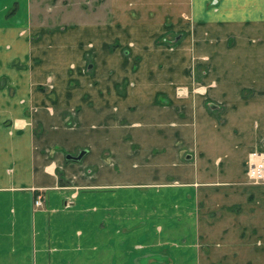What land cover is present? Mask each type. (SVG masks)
I'll return each instance as SVG.
<instances>
[{"label":"crops","instance_id":"obj_1","mask_svg":"<svg viewBox=\"0 0 264 264\" xmlns=\"http://www.w3.org/2000/svg\"><path fill=\"white\" fill-rule=\"evenodd\" d=\"M0 1V74L15 90L0 89V264H130L129 252L144 264H264V181L247 176L248 152L264 159V0H86V16L45 34L32 0ZM11 4L20 18H6ZM169 35L180 39L160 45ZM193 48L218 82L180 92ZM34 56L45 61L8 66ZM83 61L93 68L70 86L69 64ZM49 79L51 102L38 87ZM163 179L178 185L156 203L136 189Z\"/></svg>","mask_w":264,"mask_h":264},{"label":"rangeland","instance_id":"obj_2","mask_svg":"<svg viewBox=\"0 0 264 264\" xmlns=\"http://www.w3.org/2000/svg\"><path fill=\"white\" fill-rule=\"evenodd\" d=\"M90 3H92V2L86 1V0H32L31 26H32L33 29H34V27L36 25H39V24L47 26L45 28H42L43 31H40V32H42L44 34H45L46 31H48V33H50L52 31H54L55 29L56 30H60L61 28L65 27V26L66 27L63 28V29H66V28L69 27L67 25L74 24V23L77 22V20H81V16L80 15L83 14V15L86 16V13L84 11H82V10L86 11L87 9H89L90 8L89 7ZM98 4H99V1H97L95 6H97ZM0 5H1V1H0ZM9 8H11L10 10L13 9V12L11 11L12 13L10 15L6 16V18H8V19L10 18V19H13V20L20 18V17H18L20 15V13L18 12V9H16L15 5L11 4ZM28 9H29V6H28ZM39 9L41 10V12H39L38 15H36V13H37V11ZM24 12H25V9L22 6V12L21 13H24ZM21 18H22V16H21ZM18 22H20V21L18 20L16 24H18ZM57 28H60V29H57ZM35 33H36V30L33 31L31 33V35H30V38L33 41H37L41 37L39 32H37L36 34ZM179 39H180V37L178 35H169V37L168 36L167 37L163 36V37L160 38V41H159L160 43L159 44L160 45L164 44V45L172 46L176 42H178ZM44 49L45 48L41 47L37 52L41 53V52L44 51ZM160 49H162V47H160ZM227 50L229 51V55H233L237 49H233L231 47H228ZM88 51H89L88 47L83 48V53L85 54V57H87V55H89V58H90V54H89ZM196 53L197 52L195 51V48H193L192 51H191L192 61H191V63H189L190 64L189 65V72H190L189 74L191 75V80H189L190 85L177 84V89H179L180 92L183 91V88H186V87L188 88V86L190 88H201V89H205L207 87L208 88L209 87H213V88L216 87V82H218L217 80H215V79H210V80L203 79V77H205L206 74L215 73V65H212L213 64L212 62H214L212 57H208L207 55H205L203 53L202 54H199V53L196 54ZM51 54H52V56L55 55L53 50L51 51ZM215 55H216V53L213 54V57ZM202 59H206V60H202ZM42 60L45 61V57H43V56L42 57L41 56H34V57H31L28 60L22 61V62H20L19 59H15V60L11 61L8 66L11 69L14 67L16 69L20 68L19 70H23V69L27 68V66L29 64H31V65H35V64L36 65H40ZM83 60H84V58H83ZM195 60L196 61L200 60V62H196ZM27 62H29V64H27ZM51 63H52V65H51ZM74 63H71L68 66V69H69L68 71L70 72V67H72L71 68V72L72 73L71 72L70 73L72 75L75 74V76H73L75 78L70 80V86H74L77 83L76 75L82 74V73L83 74L87 73L86 71L89 70L91 67L93 68V64H94V63H90L89 65L88 64L86 65L85 61H83L82 64L81 63H76L78 65L77 66V65H74ZM49 64L53 68L58 69V71L60 70V68L56 65L55 61H51L50 60ZM50 66H47V67H44V68H49ZM87 66H88V69H87ZM160 66L161 67L165 66V63L163 64V62H161ZM0 67H2V65H0ZM161 67H160V71L161 70H165V69H163ZM11 69H8V70L10 71ZM4 72H5V69L3 70V73L0 74V89L8 91L10 96L13 97L14 94H15V90L11 86H8V80H7V77L4 76L6 74ZM47 79H48V77L45 80H47ZM43 84L41 86H38V87L41 88L44 93L49 95L50 102L56 100V98H57L56 92L57 91L55 90L54 83L52 81H50V79H49L48 81L44 82ZM39 88H38V90H39ZM179 91L177 90V92H179ZM245 91L246 90L243 91L244 98H246V96H247V92H245ZM78 110H79L78 108H75L73 113H77ZM28 112L29 111H26L25 114H27ZM72 117L73 116L71 115V112L67 111V115L65 117V120H66V123L68 125H72L73 124L74 118H72ZM34 133L37 134L38 132L35 131ZM252 152L253 151L248 152L247 161H248V159H249V157H250ZM76 154H77V152L71 153V156L74 158V156H76ZM69 157H70V155H69ZM247 167H248V163H247ZM175 183L177 184L176 180L168 181V179H163L161 181H154V182L149 183L147 185L140 186L139 188H136V189H143V190L148 189L149 190L148 202L150 204H152L153 201H155V203L157 201H159L158 196H160L161 198L163 197V195L158 193L159 191H161V190L162 191L163 190L168 191L169 189L173 188L172 184H175ZM140 185H143V184H140ZM177 187H179V186H177ZM153 190L156 191V192H154ZM40 192L41 191L39 189H38V192H37V189L34 191V200H35V198L38 195H41L42 199H44V196ZM128 193H129L128 201H132L133 195L130 196L131 192H128ZM144 193L145 192L143 191V196H144ZM135 194H137V193H135ZM135 198H136V196H135ZM73 199H74V196L72 194L70 196V199H68L65 204H71ZM34 200H33L34 209H39L42 205L35 206L34 205ZM68 201H70V202L68 203ZM131 203L132 202H128V206L129 207L126 208V212L127 213H131V214L132 213L135 214L136 209H133L131 211V208H130V204ZM135 208H136V206H135ZM137 210H142V209L140 207H138ZM148 211L150 212L149 208H148ZM141 212H139V213H141ZM130 230L131 229H127V231H130ZM127 233L129 234L130 232H127ZM174 241L176 243V246H179L181 244V241L178 238H175ZM161 243H165L166 246H163V247H165V251H166L167 248H168L169 243L167 241H163V240L161 241ZM141 247H143V249H145V250L153 251V247H151V245H143ZM139 249H141V248H139ZM133 258H135V256H130V252H129V259L128 260H129L130 264H144V262H145V261H142V262L140 261V263H139L138 261H136ZM150 258H160V257H158V255L155 256V254H154V256H148L147 257L148 260H150ZM175 259H176V262H178L179 256L176 255Z\"/></svg>","mask_w":264,"mask_h":264},{"label":"built area","instance_id":"obj_3","mask_svg":"<svg viewBox=\"0 0 264 264\" xmlns=\"http://www.w3.org/2000/svg\"><path fill=\"white\" fill-rule=\"evenodd\" d=\"M248 179L252 182H263L264 181V159L261 157V153L253 151L248 159L247 167ZM43 203L41 195H38L34 200L35 206H40Z\"/></svg>","mask_w":264,"mask_h":264},{"label":"flooded vegetation","instance_id":"obj_4","mask_svg":"<svg viewBox=\"0 0 264 264\" xmlns=\"http://www.w3.org/2000/svg\"><path fill=\"white\" fill-rule=\"evenodd\" d=\"M84 153V150H79L78 152H77V154H76V156H74V158H77L78 156H82V154ZM70 154V153H69ZM70 157H72L71 156V154H70ZM43 204V203H42Z\"/></svg>","mask_w":264,"mask_h":264},{"label":"water","instance_id":"obj_5","mask_svg":"<svg viewBox=\"0 0 264 264\" xmlns=\"http://www.w3.org/2000/svg\"><path fill=\"white\" fill-rule=\"evenodd\" d=\"M80 156H78L77 158H79Z\"/></svg>","mask_w":264,"mask_h":264}]
</instances>
